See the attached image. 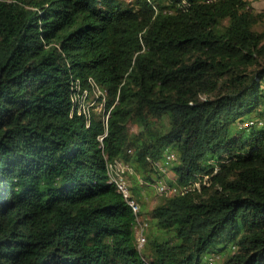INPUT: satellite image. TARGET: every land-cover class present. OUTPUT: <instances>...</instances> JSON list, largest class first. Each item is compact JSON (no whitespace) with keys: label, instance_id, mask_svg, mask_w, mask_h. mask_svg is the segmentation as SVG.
Here are the masks:
<instances>
[{"label":"trees","instance_id":"16d2710c","mask_svg":"<svg viewBox=\"0 0 264 264\" xmlns=\"http://www.w3.org/2000/svg\"><path fill=\"white\" fill-rule=\"evenodd\" d=\"M0 264H264V8L0 0Z\"/></svg>","mask_w":264,"mask_h":264},{"label":"built area","instance_id":"2783aa9c","mask_svg":"<svg viewBox=\"0 0 264 264\" xmlns=\"http://www.w3.org/2000/svg\"><path fill=\"white\" fill-rule=\"evenodd\" d=\"M90 84L93 92L91 98H90L91 95H89V99H86V94H88V90L86 89L84 90L83 97L81 98L76 96L74 97L75 100L74 109L78 110L79 112L87 111L88 107L93 105V103L95 102V97L102 95V98L105 99V91L92 77L90 78ZM106 117H108V115ZM173 156L174 155L171 154L169 155V158ZM107 169L110 176V181L113 182L116 185L117 190L120 191L125 196L129 205L132 207L133 211L135 212L136 218L139 221H141L139 217V212L141 207L138 200L135 197H133L131 194V190L129 188V182L127 178L129 171H131V167L126 162L119 160L115 162H108ZM159 189L161 192L167 194H173L179 191L177 187L169 186L162 182L159 183ZM183 192H185V190ZM137 234H138L139 245H141L145 241V236L144 234H139L138 229H137Z\"/></svg>","mask_w":264,"mask_h":264},{"label":"rangeland","instance_id":"374dc122","mask_svg":"<svg viewBox=\"0 0 264 264\" xmlns=\"http://www.w3.org/2000/svg\"><path fill=\"white\" fill-rule=\"evenodd\" d=\"M252 6L256 9V10H261L264 8V0H250ZM103 104L100 102L99 104V109H102ZM168 178H172V172L168 171L166 176H164L163 180L167 181ZM135 177H133L132 181H133V185H135ZM138 180V178L136 179V181ZM141 183H144L145 181L140 178L139 179ZM139 183V181H137ZM130 183V181H129ZM156 183V182H155ZM131 184V183H130ZM132 185V184H131ZM139 183V188L138 190L141 191L142 193V199L146 200L145 205L143 207V217L144 218H148L149 220V228H151L152 226V220L150 217V210L152 209V207H154L161 199L162 197V193L159 192V190L157 189V187L155 186V184L153 183V185H143ZM139 203L142 207L141 201L139 200Z\"/></svg>","mask_w":264,"mask_h":264},{"label":"bare ground","instance_id":"6f19581e","mask_svg":"<svg viewBox=\"0 0 264 264\" xmlns=\"http://www.w3.org/2000/svg\"><path fill=\"white\" fill-rule=\"evenodd\" d=\"M91 78V77H90ZM93 78V77H92ZM94 79V78H93ZM90 80V79H89ZM95 80V79H94ZM101 103L102 104H104V99L101 101ZM109 114H110V110L108 111V113L106 114V116L108 115L109 116ZM106 118H108V117H106ZM103 138V136H100V139H102ZM117 161H119V160H117ZM120 161H122V160H120ZM115 162V161H114ZM124 162V161H123ZM128 164V163H127ZM130 166V165H129ZM130 172V171H129ZM109 174V173H108ZM127 178H128V175H127ZM109 181H110V176H109ZM130 180H129V178H128V182H129ZM111 182V181H110ZM160 182H162V183H164V184H167L166 183V181H160ZM160 182H156V183H154L155 184V186L157 187V189L159 190V192L160 193H162V194H167V193H164V192H161L160 191V189H159V183ZM113 183V182H112ZM168 185V184H167ZM169 186H171V185H169ZM129 188H130V190H131V184L129 183ZM131 194H132V196H133V193H132V190H131ZM128 202V201H127ZM141 209V208H140ZM135 213V212H134ZM139 217H140V215H139ZM140 219H141V221H139L137 218H136V222H137V224H136V233H137V229H138V233L139 234H146L145 232H146V228H147V222H146V220H143L141 217H140ZM145 236V235H144ZM137 238H138V234H137ZM145 240H146V236H145ZM145 242V241H144ZM138 243H139V241H138ZM144 244V243H143ZM142 245V244H141ZM141 245H139V246H141Z\"/></svg>","mask_w":264,"mask_h":264},{"label":"clouds","instance_id":"9594fccd","mask_svg":"<svg viewBox=\"0 0 264 264\" xmlns=\"http://www.w3.org/2000/svg\"><path fill=\"white\" fill-rule=\"evenodd\" d=\"M126 1H131V0H126Z\"/></svg>","mask_w":264,"mask_h":264}]
</instances>
